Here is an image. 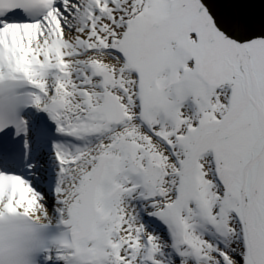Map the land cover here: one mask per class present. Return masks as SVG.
Instances as JSON below:
<instances>
[{
    "label": "snow or ice",
    "instance_id": "1",
    "mask_svg": "<svg viewBox=\"0 0 264 264\" xmlns=\"http://www.w3.org/2000/svg\"><path fill=\"white\" fill-rule=\"evenodd\" d=\"M0 264H264V0H0Z\"/></svg>",
    "mask_w": 264,
    "mask_h": 264
},
{
    "label": "bare ground",
    "instance_id": "2",
    "mask_svg": "<svg viewBox=\"0 0 264 264\" xmlns=\"http://www.w3.org/2000/svg\"><path fill=\"white\" fill-rule=\"evenodd\" d=\"M44 185H45V187H46V189H47V191H48L47 185H46V184H44Z\"/></svg>",
    "mask_w": 264,
    "mask_h": 264
}]
</instances>
